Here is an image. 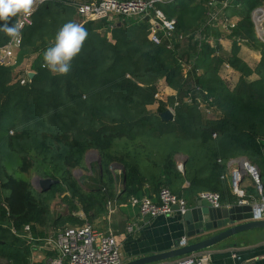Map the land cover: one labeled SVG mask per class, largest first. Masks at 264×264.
<instances>
[{
	"label": "trees",
	"instance_id": "1",
	"mask_svg": "<svg viewBox=\"0 0 264 264\" xmlns=\"http://www.w3.org/2000/svg\"><path fill=\"white\" fill-rule=\"evenodd\" d=\"M263 3L232 0L224 9L225 17L239 19L229 35L231 52L217 45L220 32L213 26L203 33L214 37L215 46L208 41L199 47L190 38L171 51L151 42L146 21H121L113 28L105 21L87 23L88 37L67 75L42 67L43 56L65 23L79 24L77 10L65 0L42 3L21 30L17 56L19 67L36 54L32 80L23 85L14 76L15 67L0 65V132H5L6 151L18 155L19 169L29 177L17 178L5 153L0 155V260L29 264L32 249L25 226L46 238L50 227L93 225L106 217L110 200L154 199L161 188L190 205L204 191L220 193L222 204L231 206L260 198L257 186L243 198L233 193L228 166L238 158L260 168L264 196V42L251 17ZM158 7L186 35L202 28L208 13L204 0H174ZM237 39L260 52L254 67L238 55ZM11 40L0 32V47ZM225 62L239 74L233 88L219 74ZM185 63L192 70L186 72ZM161 80L176 97L155 98ZM195 87L210 94L215 117L184 102ZM168 107L174 108L175 118L165 122L160 113ZM89 151L100 156L99 178L82 186L74 171ZM112 166L123 172L121 194L109 171ZM33 175L60 183L38 196ZM57 198L68 204L67 221L52 215L50 206ZM79 211L86 220L75 216Z\"/></svg>",
	"mask_w": 264,
	"mask_h": 264
},
{
	"label": "built area",
	"instance_id": "2",
	"mask_svg": "<svg viewBox=\"0 0 264 264\" xmlns=\"http://www.w3.org/2000/svg\"><path fill=\"white\" fill-rule=\"evenodd\" d=\"M47 0H44V2ZM54 1V0H53ZM61 1V0H57ZM73 4L77 10V21L79 24L99 23L105 21L113 28L121 21H146L149 24V34L151 42L155 45L165 44L167 49L175 51L176 43L186 42L193 38V42H198L199 47L204 42L213 44L214 37L207 39L203 33L204 27H218L226 35H230L232 30L237 26L238 18L228 19L224 16L223 11L232 0H224L218 3L216 0H204L207 7V20L203 27L195 31L194 34H184L176 30V20H170L164 12L158 7L159 3H169L174 0H65ZM42 5V4H40ZM39 5V6H40ZM38 6V7H39ZM254 22L255 34L260 40L264 41V6H258L251 12ZM147 18V19H145ZM30 19V18H29ZM31 23V22H30ZM24 22L26 24H30ZM110 39V34H108ZM239 43L247 44L245 40H238ZM20 40L16 42L11 40L5 47H0V65L7 67H18L16 49L20 48ZM196 56L193 57V60ZM186 72L192 70V66L185 63ZM32 72L26 69L25 77L16 76L25 85L29 80L28 74ZM17 74V73H16ZM221 78L229 85L230 88L236 84L234 80L235 71L229 63L225 62L220 68ZM159 91L155 98L165 100L164 96L176 97L177 94H168V88L165 81L158 82ZM178 99V97L176 98ZM189 105H196L208 113L209 116L215 117L213 101L206 90L199 87L193 88L183 99ZM174 115V108L168 107ZM230 187L233 193L240 198L245 196L242 187L244 176H249L252 182L257 186L261 195L259 202L240 200L236 204H249L253 206V221L264 220V196L262 195L263 186L261 184V170L256 165H252L245 158H238L230 162ZM182 169V166H180ZM183 170V169H182ZM118 194H121L119 191ZM157 199V200H154ZM154 199L145 195L142 198L132 197L129 204L132 208L138 210L139 217L156 218L161 215H169L177 210L182 216H185L190 210L191 205L186 199L178 197L167 188H161L160 193L154 196ZM198 200L207 202L211 207L231 208V205H224L221 202L220 193L209 191L200 192ZM107 209L110 213L114 212V202L108 201ZM25 237L28 241L35 240L32 236L30 225L24 227ZM133 227L130 226V231ZM46 247H51L57 254V257L51 262L52 264H122L121 246H119L116 236L111 232H102L93 227L86 221L82 226L67 227L60 230L55 238L49 237L43 241ZM187 238L183 237L179 243L180 248L186 246ZM166 264H204L197 254L181 256Z\"/></svg>",
	"mask_w": 264,
	"mask_h": 264
},
{
	"label": "crops",
	"instance_id": "3",
	"mask_svg": "<svg viewBox=\"0 0 264 264\" xmlns=\"http://www.w3.org/2000/svg\"><path fill=\"white\" fill-rule=\"evenodd\" d=\"M219 36L217 45L226 52H231L234 40L221 31ZM211 45L215 46V41ZM239 48L238 55L250 67H254L261 60L260 52L250 47L248 43H239ZM238 78L239 74L235 71L234 80L237 81ZM168 90V94L174 93L172 89L168 88ZM228 177L230 180V170H228ZM242 187L244 191H248L256 186L251 178L245 175ZM116 188L117 183L115 182ZM120 190L123 191L122 187ZM154 196L156 195H153V198ZM260 200L261 197L251 201V203ZM110 201L114 202V212H108L104 219L98 220L100 226H97V229L102 232H111L116 236L119 246H121L122 264L179 248L181 239L187 235L184 216L177 210L169 215H161L156 218H141L136 211L137 209L134 210L128 202L118 204L114 200ZM197 202L198 199L191 202V207H195ZM83 215L85 214L83 213ZM130 226L133 227L132 231H130ZM62 228L65 226L57 229L50 227L46 238H39L32 231L35 240L31 241L32 251L29 264H52L51 262L57 257V254L51 247H46L43 241L49 237L55 238ZM37 230L43 231L40 227H37ZM210 235H202L199 239H204ZM197 240L190 239L188 243H194ZM197 256L201 258L204 264H264V228L239 233L218 243L211 249L201 251ZM172 260L174 259L152 264H166ZM0 263L5 264V261L0 260Z\"/></svg>",
	"mask_w": 264,
	"mask_h": 264
},
{
	"label": "water",
	"instance_id": "4",
	"mask_svg": "<svg viewBox=\"0 0 264 264\" xmlns=\"http://www.w3.org/2000/svg\"><path fill=\"white\" fill-rule=\"evenodd\" d=\"M147 19V18H145ZM148 20V19H147ZM35 72H29L28 77L32 80ZM160 117L165 122L173 121L175 115L167 109L160 113ZM184 164L182 165L183 168ZM85 179L80 180V184ZM41 193H47L52 186L59 184L58 180L52 178H39ZM125 182V180H124ZM184 222L187 226V244L186 246L145 256L141 259L126 262L125 264H152L166 260L181 258V256L199 254L201 251L211 249L218 243L236 236L239 233L264 228V220L253 221V206L249 204H236L231 208H213L207 202L198 200L197 205L184 216ZM211 234L204 239L202 235ZM190 239H198L194 243H188Z\"/></svg>",
	"mask_w": 264,
	"mask_h": 264
},
{
	"label": "clouds",
	"instance_id": "5",
	"mask_svg": "<svg viewBox=\"0 0 264 264\" xmlns=\"http://www.w3.org/2000/svg\"><path fill=\"white\" fill-rule=\"evenodd\" d=\"M42 3L44 0H0V21L3 22L0 32L19 42L24 22H31L29 18ZM87 37L88 32L83 25L65 23L58 31L54 45L46 49L42 67L53 74L67 75L72 61L82 52Z\"/></svg>",
	"mask_w": 264,
	"mask_h": 264
},
{
	"label": "rangeland",
	"instance_id": "6",
	"mask_svg": "<svg viewBox=\"0 0 264 264\" xmlns=\"http://www.w3.org/2000/svg\"><path fill=\"white\" fill-rule=\"evenodd\" d=\"M262 6H264V3L262 4ZM218 30L219 32L221 31L220 28H218ZM18 53H19V49L17 48L16 56H18ZM35 58H36V54H32L30 57L26 58L25 62L21 66L14 69V72H15L14 76L16 77V76L21 75L22 77H25L24 75H25L26 69H30V70L32 69V64L35 61ZM167 98L168 96H164V99H167ZM5 147H6L5 132H0V155L2 157L5 155L4 157L6 158L8 168H10V171L12 174H14L17 178L28 180L29 179L28 175L23 173L19 169L20 159L18 155L7 152ZM3 153L5 154L3 155ZM179 159L182 160L183 157H179ZM100 166H101V162H100L99 154L96 153L95 151H89L85 157L84 162L82 163V167L74 171V177L79 181L84 178L85 180H87L86 182L88 183H92L95 180L97 181L99 178ZM109 171L111 172L112 176L115 178V182L117 183L116 190L121 191L120 189L122 187L121 185H122V180H123V172H122L121 167L112 166L111 168H109ZM106 179L107 177H105V180ZM38 181H39V177L33 175V180H32L33 189H34L35 194L40 196L41 192H40V186H39ZM84 184H85V181L82 184V186H84ZM50 210L52 211V215L54 218L60 217L63 221H67L68 219L67 217L70 212V210L68 209L67 202L63 203V201L60 198H57L51 203ZM75 214H76L75 216L86 219L82 211H79ZM93 225L100 226L98 221H96ZM67 226H77V225H72L70 223H67L65 227Z\"/></svg>",
	"mask_w": 264,
	"mask_h": 264
}]
</instances>
